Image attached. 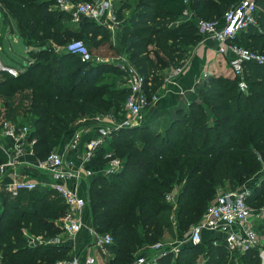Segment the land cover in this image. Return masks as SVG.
I'll return each instance as SVG.
<instances>
[{
  "label": "trees",
  "instance_id": "obj_1",
  "mask_svg": "<svg viewBox=\"0 0 264 264\" xmlns=\"http://www.w3.org/2000/svg\"><path fill=\"white\" fill-rule=\"evenodd\" d=\"M238 1L190 0L188 5L197 17L221 19ZM55 2L0 0V8L16 20L19 37L31 52L17 76L1 72L0 117L31 128L34 153L40 159L61 146L67 136L71 139L73 128L84 117L112 113L123 118L129 94L128 87L104 80L110 73L124 75L117 64L83 61L63 47L73 34H80L94 53L108 41L107 29L90 18L74 27L68 21L72 13ZM258 5L257 24L240 32L235 41L264 52V8H260L264 0H258ZM186 6L183 0H133L115 9L118 19L124 17L125 9H131L122 48L144 75L149 95L162 82L163 69L187 60L189 47L202 37L196 18L173 23ZM246 68V92L237 78L209 74L197 99L179 107L176 115L154 110L142 123L114 130L109 147L122 159L117 172L102 173L108 147L96 150L88 165L95 172L89 179L87 206L93 229L113 237L105 244L111 252L105 264H131L144 247L162 241L174 226L189 229L204 217L219 190L240 187L262 169L264 65L248 63ZM6 159L0 149V163ZM263 187L252 186L249 204L258 199L264 202ZM171 191H176L174 202L168 200ZM66 208L64 199L51 188L23 191L15 197L0 194L2 259L9 264H53L67 254L71 258L69 246L44 241L31 244L24 233L27 228L34 235L61 234L60 220ZM259 228L264 233V222ZM207 242L220 264L238 260L262 264L259 246L242 253L230 251L225 237L217 233ZM203 243L186 242L178 253L167 252L158 262L196 264Z\"/></svg>",
  "mask_w": 264,
  "mask_h": 264
},
{
  "label": "built area",
  "instance_id": "obj_2",
  "mask_svg": "<svg viewBox=\"0 0 264 264\" xmlns=\"http://www.w3.org/2000/svg\"><path fill=\"white\" fill-rule=\"evenodd\" d=\"M187 5L180 18L173 23L179 24L182 20L196 18L198 31L203 39H211L216 43L218 53L227 56L232 77L238 79L239 87L242 91H248L249 85L246 80V65L257 63L264 65V52L242 45L235 41L240 32L245 31L249 26L257 24L256 12L259 8L258 0H239L231 5L221 19H207L197 17L194 10L188 5L190 0H183ZM56 6L68 10L80 20L88 17L93 20L101 21L107 13H112L113 18L117 17L113 12L111 0H56ZM65 49L80 56L81 60H96L97 62H112L118 64L125 74L126 85L129 94L123 105L124 117L118 119L114 114H98L94 118L100 122L105 117L110 118L106 124L100 127L97 136L89 138L85 143V150L77 157V160L67 158V152L77 150L83 137V131L78 129L74 132L68 144L62 150L55 149L49 155L40 159L35 156L33 144L35 140L30 138L31 128L28 125H19L9 118L0 117V149H2L7 159L0 163V194L9 193L11 197L18 196L23 191L34 189L51 188L57 192L65 201L67 208L61 218V226L69 235L76 234L84 226L83 210L87 206L88 192L80 194L78 187H70L64 181L74 179L76 182L90 179L94 174V169L88 165L96 154V150L107 146L104 158L106 165L100 170L105 175L113 174L122 167V159L115 155L114 150L109 147L111 134L114 130L122 127L134 126L144 121L143 110L152 102L159 98L158 93L149 95L146 91V79L138 68L130 62L127 56L118 57L102 56L92 53L87 44L82 39H73L67 43ZM115 58V60H113ZM187 60H183L178 66L172 67L167 80H171L181 74L187 67ZM0 71L8 72L17 76L20 72L19 67H14L3 63L0 57ZM206 76V74H205ZM196 90V85L192 86ZM10 139V140H7ZM28 155L34 157L33 160ZM39 170L42 174L35 176V172L30 169ZM43 173L45 175H43ZM10 175V180L6 176ZM252 190L247 185L237 188H227L218 191L216 197L211 202L204 217L193 224L187 242L199 244L204 240V231L210 230L213 233L221 234L225 237L230 251L246 252L249 249L259 246L260 257L264 264V247L261 246V238L258 229L251 223V207L248 198ZM168 200L174 201L172 195H168ZM97 233V243L102 248L105 244L111 243L113 237L110 233ZM31 244H36V240L29 239ZM58 236L52 237L50 243H59ZM184 242L177 244H165L157 241L149 247L154 249L156 254L149 256L138 254L131 264H159L158 258L167 252L178 253ZM98 260L94 255H89L85 259L80 255H73L69 259H59L53 264H97ZM0 264H9L2 259L0 254Z\"/></svg>",
  "mask_w": 264,
  "mask_h": 264
},
{
  "label": "crops",
  "instance_id": "obj_3",
  "mask_svg": "<svg viewBox=\"0 0 264 264\" xmlns=\"http://www.w3.org/2000/svg\"><path fill=\"white\" fill-rule=\"evenodd\" d=\"M111 1L113 4V12H115V9L118 6L117 4L120 2V0H111ZM130 15H131V9L128 8L125 9L124 17L122 19L117 18L115 20L112 16V13H107L103 16L101 21L96 20L99 23V25L107 29L109 34L108 41L101 43L100 47H103L105 44H108V46L111 49L117 47L121 50L120 53H116L113 55H107V54H99V55L110 56V57H118L120 55L127 56V54L124 52L122 48L121 40L123 36L124 27L129 23ZM86 19L89 18L88 17L81 18L79 22H83V20ZM15 31H18V25L16 20L13 19L5 10L0 8V47H2L4 40L10 38V35ZM101 38H102V34H99L98 39ZM188 52H189L187 57L188 64L186 69L181 74H178L176 77L172 78L171 80H167V76L173 66L166 67L163 69L162 82L160 83L159 86L155 87V91H154L155 93L159 94V98L156 102H152L144 108L143 116H142L144 119L149 118L154 110H164L167 111L172 116L176 115V112L177 110H179V107H185L192 100L197 99L196 96L198 95V90L201 87L204 78L209 73L212 74L216 73L217 75L226 74L225 67H228L227 72L230 74V76H232L228 62V57L217 52L216 43L214 40L203 39L201 37L199 42L196 43L192 48V50H189ZM113 60H115V58ZM112 63L115 62L112 61ZM120 76L123 80L122 82L119 81V85H120L119 87L122 86L127 87L125 81V74L124 75L122 74ZM195 85H196V90H192V86ZM109 121L110 118L107 117H105L104 121L102 122L95 119L94 117L93 118L84 117L80 119L78 125L72 130L73 134L78 129H81L83 131L82 134L83 137L80 142V147L77 150L68 151L67 158L72 160H77V157L80 155V153H82L83 150H85L86 141L93 136H97L100 133V129H101L100 127L102 126V124H106ZM69 140H70L69 136L64 138L59 150H62L64 146L68 144ZM28 158L31 160L34 159V157L31 155H28ZM30 171L35 172L37 174L39 170H36L35 168L32 167ZM43 175L45 174L43 173ZM11 177L13 176L7 175L6 180H10ZM64 182L70 187H78L80 194L86 196L89 188V179L81 180L79 182H76L74 179H67ZM175 194L174 195L171 194V195L174 197ZM83 223L84 226L82 227V229L79 230L74 235H69L65 231H63L61 234L56 235L59 237L60 241L59 243H52V244L54 245L62 244L69 246L70 250L71 251L73 250L75 252L73 255H80L82 256L83 259H85L89 255H94L92 252L95 251L98 243L96 241L97 233H94L92 230L93 229L92 213L90 206H86L85 209L83 210ZM24 233L29 239H31V241L35 239L36 240L35 243H39L43 241L49 242L50 239L52 238L43 235H34L30 233L27 228H24ZM168 235L169 233H167L165 237H167ZM215 235L216 234L210 230L204 231V238L206 239H209ZM165 244H168V242H165ZM142 253L143 254L146 253V255L149 256H153L156 254L155 250L150 248L149 246L144 247L141 250L140 254ZM97 264H105V263L98 260Z\"/></svg>",
  "mask_w": 264,
  "mask_h": 264
},
{
  "label": "rangeland",
  "instance_id": "obj_4",
  "mask_svg": "<svg viewBox=\"0 0 264 264\" xmlns=\"http://www.w3.org/2000/svg\"><path fill=\"white\" fill-rule=\"evenodd\" d=\"M124 1H133V0H120V2L117 5L119 6L121 4V2H124ZM260 8H264V5H261ZM68 21L71 22L74 27L78 26L80 24L79 20H75V17H73V16L71 19H68ZM18 39H19L18 31H15L14 33H12L10 35V38H7L6 40H4L2 47H0V57L3 61V63H5L7 65L14 66V67H19L21 65H25L27 63V60L30 59V57H31L30 48L29 47L26 49L22 48L18 43ZM73 39L84 40L83 37H80V34L78 36L73 34L72 37L68 41L73 40ZM66 45L67 44L65 43L63 47L65 48ZM194 45H191L189 47V49L192 50ZM93 51L96 54H107V55L116 54L115 50L113 48L111 49L108 46V44H105L103 47L95 48ZM225 66H226V64H225ZM225 68H226V70H225L226 74H224L223 76H225V77L229 76L230 77V74L227 72L228 67H225ZM1 72L2 71H0V76H1ZM209 74H212V73H209ZM212 75L217 76L216 73H213ZM104 80L106 82H110V84H112L114 86H120L119 81L122 82L123 79L121 78L120 75L110 73L107 75L106 79H104ZM196 97H198V95ZM109 114H112V113H109ZM117 118H119V117H117ZM144 120H146V119H144ZM56 149H60V144H59V146L56 147ZM262 175H264V166L262 167V169L258 173H256L253 176V178L251 180H249V182H246V184L244 183L243 185H247L250 188H252V186L259 185V184L260 185L263 184V186H264V181H262L263 179H261ZM227 188H231V187L227 186ZM171 194L174 195L175 191H171ZM250 207H251V213H250L251 223L256 228H258L264 222V202L261 199H258L257 201L252 200L250 202ZM192 225H191V227H192ZM191 227L187 230H183L180 228L178 229L176 226H174V228L172 229L173 232L169 233V235L167 237H165V240L163 239L162 241L168 242V244H171V245L177 244L179 242L186 243L188 240L190 231H191ZM258 231L260 233L261 246L264 247V233L262 232V230L260 228L258 229ZM207 241H208V239L204 238V243H203L204 247L201 248L200 252L197 254L196 264H209V263L220 264V259H219L218 255H212V252L210 251V245ZM71 252H72V255L75 253L73 250ZM92 253L101 262H104V260H106V257L109 254H111V252L107 248H102L100 245H97V248ZM67 258H68V254L66 256L61 257V259H67ZM235 264H242V262L240 260H238L237 262H235Z\"/></svg>",
  "mask_w": 264,
  "mask_h": 264
},
{
  "label": "water",
  "instance_id": "obj_5",
  "mask_svg": "<svg viewBox=\"0 0 264 264\" xmlns=\"http://www.w3.org/2000/svg\"><path fill=\"white\" fill-rule=\"evenodd\" d=\"M18 43H19V45H20L22 48H24V49L27 48V46L24 44V40H23L22 37H19V39H18Z\"/></svg>",
  "mask_w": 264,
  "mask_h": 264
}]
</instances>
